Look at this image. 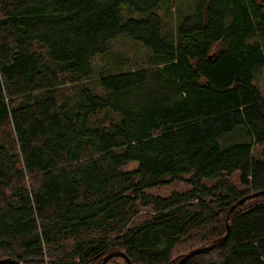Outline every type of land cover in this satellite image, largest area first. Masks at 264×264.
Segmentation results:
<instances>
[{
  "label": "trees",
  "instance_id": "1",
  "mask_svg": "<svg viewBox=\"0 0 264 264\" xmlns=\"http://www.w3.org/2000/svg\"><path fill=\"white\" fill-rule=\"evenodd\" d=\"M160 1L0 0L1 264H176L243 197L180 264H264V0Z\"/></svg>",
  "mask_w": 264,
  "mask_h": 264
},
{
  "label": "rangeland",
  "instance_id": "2",
  "mask_svg": "<svg viewBox=\"0 0 264 264\" xmlns=\"http://www.w3.org/2000/svg\"><path fill=\"white\" fill-rule=\"evenodd\" d=\"M196 0H161L159 3L160 8L158 13L161 15L164 22V28L167 32L171 31V28L177 24L178 17L190 14L195 6ZM171 8V17L168 18L166 11ZM170 23V24H169ZM172 26V27H171ZM149 53L141 42L128 38L125 34L119 35L109 41L108 50L104 53L97 54L92 62L93 72L88 78L89 82L94 81L99 74L103 72H114L120 70H126L131 67L145 66L149 59ZM255 84L260 89L264 96V67L260 69ZM63 87L68 88L65 90L67 93L73 92L76 85L67 82ZM257 154V153H256ZM135 164H130L128 167H134ZM186 187V186H185ZM172 187H167L162 190H158L161 195L167 194L171 191ZM154 191H157L154 189ZM228 224V221H227ZM226 226V218H225ZM114 258V257H113ZM96 264V263H93ZM113 264V263H110Z\"/></svg>",
  "mask_w": 264,
  "mask_h": 264
},
{
  "label": "water",
  "instance_id": "3",
  "mask_svg": "<svg viewBox=\"0 0 264 264\" xmlns=\"http://www.w3.org/2000/svg\"><path fill=\"white\" fill-rule=\"evenodd\" d=\"M261 194H264V190L262 191H258V192H254L250 195H248L249 197L250 196H259ZM247 197V196H246ZM246 198L243 197L241 198L240 200H238L230 209L229 211L227 212V215H226V226H227V233H228V224H227V221L229 219V214L231 213V211L240 203L242 202L243 200H245ZM227 233L224 237L222 238H219V239H216L215 241H213V243L209 246H204V247H199V248H195L191 251H189L188 253H186L185 255H183L176 264H180V262H182L183 260L195 255V254H198V253H201V252H204V251H208V250H212L221 240H224L226 239L227 237ZM116 256H121L123 258H125L127 264H131V262L129 261V259L127 258V256L125 255L124 252H121V251H111L109 252L108 254H106L103 258H101L100 260H98L96 262V264H105L107 262V260H109L110 258H113V257H116ZM1 263H17L15 260H12L10 258H4V259H0V264Z\"/></svg>",
  "mask_w": 264,
  "mask_h": 264
}]
</instances>
